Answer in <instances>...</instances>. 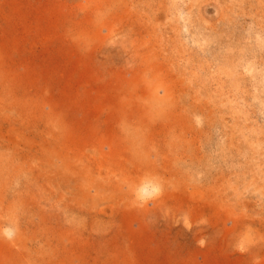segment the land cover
Listing matches in <instances>:
<instances>
[{
	"label": "rangeland",
	"instance_id": "rangeland-1",
	"mask_svg": "<svg viewBox=\"0 0 264 264\" xmlns=\"http://www.w3.org/2000/svg\"><path fill=\"white\" fill-rule=\"evenodd\" d=\"M0 151V264H264V0H0Z\"/></svg>",
	"mask_w": 264,
	"mask_h": 264
},
{
	"label": "bare ground",
	"instance_id": "bare-ground-1",
	"mask_svg": "<svg viewBox=\"0 0 264 264\" xmlns=\"http://www.w3.org/2000/svg\"><path fill=\"white\" fill-rule=\"evenodd\" d=\"M104 66H105V64H104ZM106 67V66H105ZM107 72V71H106ZM105 72V73H106ZM102 74V73H101ZM104 74V73H103ZM77 78V77H76ZM108 80V79H107ZM65 84V83H64ZM64 89V88H63ZM79 93V92H78ZM101 99V98H100ZM120 102V101H119ZM152 107V106H151ZM177 107V106H176ZM163 108H165V107H163ZM175 110V109H174ZM156 111V110H155ZM176 112V111H175ZM59 114V113H58ZM99 114V113H98ZM158 115V114H157ZM178 115V114H177ZM111 121V120H110ZM165 121V120H164ZM102 126V125H101ZM142 126V125H141ZM165 127V126H164ZM125 128V127H124ZM129 128V127H128ZM103 129H105V128H103ZM127 129V128H126ZM90 130V129H89ZM143 130V129H142ZM165 130V129H164ZM104 131V130H103ZM133 131V130H132ZM102 132V131H101ZM139 132V131H138ZM137 132V133H138ZM145 132V131H144ZM117 133V132H116ZM148 133V132H147ZM153 133V132H152ZM134 134V133H133ZM154 134V133H153ZM60 135V134H59ZM89 136H90V134H89ZM96 136V135H95ZM97 137V136H96ZM103 137V136H102ZM127 138V137H126ZM49 139V138H48ZM99 140V139H98ZM102 140V139H101ZM166 140V139H165ZM94 142H96V140L95 141H93L92 143H94ZM99 142H100V140H99ZM113 143V142H112ZM91 144V143H90ZM99 144V143H98ZM97 144V145H98ZM55 146V145H54ZM100 146H101V144H100ZM81 147V146H80ZM88 147V146H87ZM95 147V146H94ZM82 148V147H81ZM2 150V149H1ZM78 150V149H77ZM1 152V151H0ZM115 152V151H114ZM154 152V151H153ZM79 154V153H78ZM84 154H85V152H84ZM121 154H123V153H121ZM61 155V154H60ZM124 156V155H123ZM12 158V157H11ZM5 159V158H4ZM146 161V160H145ZM173 161V160H172ZM100 162V161H99ZM113 164V163H112ZM129 165V164H128ZM101 166V165H100ZM108 166V165H107ZM35 185V184H34ZM32 187V186H31ZM37 192V191H36Z\"/></svg>",
	"mask_w": 264,
	"mask_h": 264
}]
</instances>
